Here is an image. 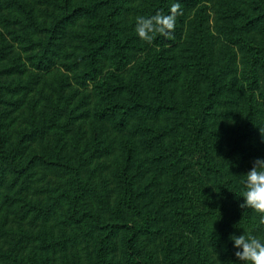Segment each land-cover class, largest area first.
<instances>
[{
	"label": "trees",
	"instance_id": "obj_1",
	"mask_svg": "<svg viewBox=\"0 0 264 264\" xmlns=\"http://www.w3.org/2000/svg\"><path fill=\"white\" fill-rule=\"evenodd\" d=\"M0 27V264H243L264 0H0Z\"/></svg>",
	"mask_w": 264,
	"mask_h": 264
},
{
	"label": "clouds",
	"instance_id": "obj_2",
	"mask_svg": "<svg viewBox=\"0 0 264 264\" xmlns=\"http://www.w3.org/2000/svg\"><path fill=\"white\" fill-rule=\"evenodd\" d=\"M179 5H174L178 8ZM160 25L159 31L171 29L174 26V15L155 18ZM152 21L143 17L138 18L137 33L140 37L150 40L149 32L153 30ZM245 185L241 207L251 208L262 215L264 218V157H257L250 169L245 173L242 181ZM233 248V253L237 262L243 264H264V239L258 238L253 234L239 235L230 234L229 236Z\"/></svg>",
	"mask_w": 264,
	"mask_h": 264
},
{
	"label": "rangeland",
	"instance_id": "obj_3",
	"mask_svg": "<svg viewBox=\"0 0 264 264\" xmlns=\"http://www.w3.org/2000/svg\"><path fill=\"white\" fill-rule=\"evenodd\" d=\"M143 18H145V16H143ZM146 19V18H145ZM0 32L1 33H3V36H5V38L8 40V43H9V45H12L11 43H10V41H9V39H8V35H7V29H5V28H2V27H0ZM135 42H137V41H135ZM150 46L152 45L153 46V44H149ZM10 47V46H9ZM141 47V46H140ZM8 48L7 47H0V51H6ZM8 51V50H7ZM140 53H142V50L141 49H137V50H135L134 51V54L136 55V56H138ZM8 61H10V60H8ZM106 73V71H104V74Z\"/></svg>",
	"mask_w": 264,
	"mask_h": 264
}]
</instances>
